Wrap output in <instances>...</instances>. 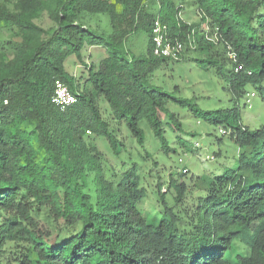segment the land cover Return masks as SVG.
I'll return each instance as SVG.
<instances>
[{
	"label": "trees",
	"instance_id": "trees-1",
	"mask_svg": "<svg viewBox=\"0 0 264 264\" xmlns=\"http://www.w3.org/2000/svg\"><path fill=\"white\" fill-rule=\"evenodd\" d=\"M187 6L195 23L180 17ZM155 20L183 44L177 59L153 53ZM0 31L11 36L0 44V264H264V124L244 126L236 104L255 97L247 87L264 103V0H0ZM141 42L146 53L136 52ZM89 47L105 57L85 65ZM184 52L226 81L231 108L193 110L152 86ZM72 57L85 77L66 71ZM56 82L75 98L63 109L51 102ZM172 101L223 131L215 142H234L224 170L191 185L185 168L166 174L160 162L175 145L201 148L181 136L192 133ZM124 129L141 147L137 162L118 139ZM151 182L160 211L149 217L141 206Z\"/></svg>",
	"mask_w": 264,
	"mask_h": 264
},
{
	"label": "rangeland",
	"instance_id": "rangeland-1",
	"mask_svg": "<svg viewBox=\"0 0 264 264\" xmlns=\"http://www.w3.org/2000/svg\"><path fill=\"white\" fill-rule=\"evenodd\" d=\"M186 9L189 10L185 11L180 17L187 24L195 23L198 19V16L194 14L192 12L193 9L189 8L188 6ZM38 24H40L42 27L49 26L47 16L44 15L42 19L38 21ZM10 37L11 36L7 32L0 31V44L1 41H8ZM100 50L101 49H94L90 47L86 48L82 54L83 63L85 65H89L91 63H97L100 59L104 58L105 50ZM136 52L146 53V46L144 42L136 45ZM183 55H185L184 57L186 58L180 62H168L160 69L156 70L152 77V86L160 88L177 100H192L193 104L195 105L192 107L193 110L212 112L231 108L234 100L232 99L231 93L227 91L226 81L219 77L215 71V68H213L209 63L197 61V56L194 54L184 52ZM65 66L66 71L72 75H75L76 77L79 75L83 77L86 76L87 70L84 65L73 57L67 60ZM247 90L249 94L254 92L255 97L250 98V96L245 95L237 100L236 104L239 107L241 113L242 124L244 126H248V128L255 129L264 124V103L257 91L251 90L250 87H247ZM247 98H250L252 105L251 109H248L246 106H244ZM169 108L171 112L181 118L183 131H189L192 133L191 136L184 133L181 134V136L187 141L199 143L201 148L199 151L192 153L189 151H184V149L179 145H175L177 154L171 156L170 160H167V162H164L163 159H161L160 162L166 163V166H163V168L167 170L166 174H168V172L177 173L182 168H186L189 173L187 179L185 177L183 180L188 181L186 183L191 185V182H189L191 177V180L194 181L195 177L197 176H201L208 172H214L215 168L221 164L231 163L230 160H232L237 154L236 147L234 146L235 144L232 140L231 142L230 140H227V138H223V140L218 141L219 143L215 142L214 138L219 137V134H221H218V129L208 125L201 119L196 118L194 113L191 112L188 107H180L172 101ZM141 126L145 130V148L147 150H151L152 148L148 143L151 140V131L146 125L143 124ZM120 134L118 139L122 141L126 147H128L127 149L130 152L131 158H133L134 162H137L136 155L139 151H141V147H139L131 138L127 129L122 130ZM225 137H228V135H225ZM173 142H176V140L172 141L170 144H173ZM96 143L101 151L105 153L107 152V143H105L101 137L96 139ZM218 149L220 150V157H214V161L211 160L212 153L217 152ZM184 152H188L187 155H183ZM124 157H127L126 153ZM107 160L113 164L112 157L108 156ZM160 167L161 164L159 168ZM224 167L225 165H221L218 170H224ZM165 180H162V182L164 183ZM153 188L154 182L149 183L146 197L143 200L141 206L143 211L149 214V217L158 214L160 211L158 203L155 202L156 196L152 193ZM165 189L166 185L163 184L162 192ZM196 195L197 194H194L193 197ZM171 199V195L169 192H167L165 201L168 203V205H170ZM195 203V199H193V201L191 199H184V206L186 208L194 207Z\"/></svg>",
	"mask_w": 264,
	"mask_h": 264
},
{
	"label": "built area",
	"instance_id": "built-area-1",
	"mask_svg": "<svg viewBox=\"0 0 264 264\" xmlns=\"http://www.w3.org/2000/svg\"><path fill=\"white\" fill-rule=\"evenodd\" d=\"M153 53L160 57H166L171 59H177L179 54L183 51V44L177 40H171L166 37L165 26L161 25L158 20L154 21L153 28ZM234 58V56H232ZM241 70L240 67L236 68V71ZM51 102L57 107L63 109L75 102V98L69 93L66 86L60 82L55 83V89ZM224 133L223 131H220Z\"/></svg>",
	"mask_w": 264,
	"mask_h": 264
},
{
	"label": "clouds",
	"instance_id": "clouds-1",
	"mask_svg": "<svg viewBox=\"0 0 264 264\" xmlns=\"http://www.w3.org/2000/svg\"><path fill=\"white\" fill-rule=\"evenodd\" d=\"M220 133H221V132H220ZM221 134H222V133H221ZM182 171H183V170H182ZM184 171H187L186 168L184 169ZM184 171H183V172H184Z\"/></svg>",
	"mask_w": 264,
	"mask_h": 264
}]
</instances>
